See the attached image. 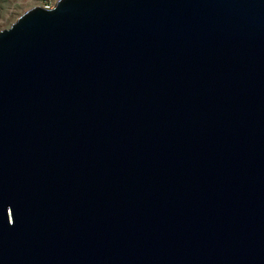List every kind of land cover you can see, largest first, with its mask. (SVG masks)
Masks as SVG:
<instances>
[{"label": "water", "instance_id": "95a60500", "mask_svg": "<svg viewBox=\"0 0 264 264\" xmlns=\"http://www.w3.org/2000/svg\"><path fill=\"white\" fill-rule=\"evenodd\" d=\"M0 264H264V0L0 31Z\"/></svg>", "mask_w": 264, "mask_h": 264}, {"label": "rangeland", "instance_id": "374dc122", "mask_svg": "<svg viewBox=\"0 0 264 264\" xmlns=\"http://www.w3.org/2000/svg\"><path fill=\"white\" fill-rule=\"evenodd\" d=\"M59 0H0V31L10 28L23 14L36 7H54Z\"/></svg>", "mask_w": 264, "mask_h": 264}, {"label": "built area", "instance_id": "2783aa9c", "mask_svg": "<svg viewBox=\"0 0 264 264\" xmlns=\"http://www.w3.org/2000/svg\"><path fill=\"white\" fill-rule=\"evenodd\" d=\"M45 8H46V9H52L53 7H49V6H48V7H45Z\"/></svg>", "mask_w": 264, "mask_h": 264}]
</instances>
